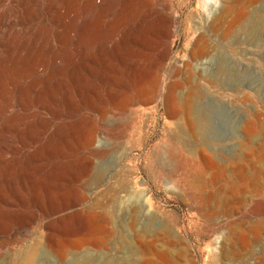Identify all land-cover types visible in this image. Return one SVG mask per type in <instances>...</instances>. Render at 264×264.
<instances>
[{
  "label": "rangeland",
  "instance_id": "obj_1",
  "mask_svg": "<svg viewBox=\"0 0 264 264\" xmlns=\"http://www.w3.org/2000/svg\"><path fill=\"white\" fill-rule=\"evenodd\" d=\"M100 1L66 4L63 38L67 43L62 54L65 66L69 56L81 62L84 53L90 55L102 46L104 56L95 70L120 73L123 94L107 101L105 110L91 107L83 112L104 133L97 147L101 157L91 155L94 163L86 172L76 169L75 182L70 181L66 165L71 160L61 155L53 158L51 166L57 162L60 170L49 178L48 186H41L46 207L31 208L36 219L29 226L13 223L0 231V264H25L28 259L31 264H80L83 255L87 264H114L122 255L139 254L134 244L149 219L156 228L170 222L173 234L190 246L194 264H211L215 258L219 264H244L243 257L224 258L223 252L232 246L243 256L254 252L264 257V0H151L172 10L175 22L170 38L159 41L156 33L150 34L143 45L137 32L136 42L123 46L120 57L107 55L108 49L127 23L140 19L149 7L142 0H123L121 15L120 0H115L110 12L101 16ZM154 18L159 21L157 14ZM198 46L203 48L200 53ZM163 49L168 55L160 62ZM188 61L191 75L185 67ZM132 71L141 74L133 80ZM96 84L107 99L111 83L98 79ZM173 89L179 97L191 96V108L203 120L195 132L186 128L184 120L168 126L164 103ZM16 111L12 99L7 115ZM10 119L1 130L0 155L13 162L17 137ZM78 159L79 155L72 161ZM211 167H226L228 173L215 177ZM8 171L10 176L1 187L14 199V169ZM256 173L259 180L254 178ZM200 178L205 181L190 185ZM121 182L123 218L111 213L115 233L108 246L76 248L74 191L84 197L82 211ZM137 204L144 207L138 226L134 223ZM63 231L72 233L64 238ZM236 237L243 243L232 245Z\"/></svg>",
  "mask_w": 264,
  "mask_h": 264
},
{
  "label": "bare ground",
  "instance_id": "obj_2",
  "mask_svg": "<svg viewBox=\"0 0 264 264\" xmlns=\"http://www.w3.org/2000/svg\"><path fill=\"white\" fill-rule=\"evenodd\" d=\"M45 1L44 6L43 0H0V136L1 130H4L2 128L7 127L8 120L11 118L15 122L14 130L17 137V145L15 149L13 148L16 155L13 162L0 155V231L8 229L13 223L23 227L29 226L36 219L31 208L46 207L47 198L41 191V186L45 184L48 186L49 178L60 170L57 162L51 166L53 158L61 155L71 160L66 165L69 170V179L72 182L78 178L75 176L76 169L86 172L94 163L92 156L100 159L99 154L102 152L98 151L97 147L102 137H105L104 133L93 118H87L83 112L91 107L96 111L102 110L109 103H106L107 101L113 102L123 94V87L119 86V72L112 74L108 70L102 73L95 70V66L99 65L104 56L102 46L90 55L85 56L84 53L83 57L81 56V62H77L74 56L73 58H71L72 55L69 56L66 59V65L63 66L62 45L66 42L63 35L65 18L68 17L65 12L66 4L77 5L79 0ZM89 1L93 3L95 0ZM114 1H100L98 6L100 15L108 14ZM142 2L148 5L149 10L142 12L137 21L127 23L113 48L108 49L109 54L106 52L107 55L113 56L118 53L117 56L120 57L124 47L136 42L137 32L140 33L143 45L150 34L156 33V39L159 41L170 38L172 25L175 22L172 10L159 8L157 2L151 0H142ZM120 3L119 14L122 15L123 0H120ZM83 10L85 11L84 8ZM155 14L158 15L159 21L154 18ZM251 28L254 30V25ZM199 46L197 47L198 53L203 51V48ZM257 46L259 47L258 44ZM167 55L168 50L163 49L160 62H164ZM191 65V61L185 63L190 75ZM140 74L141 71H132L130 75L134 80ZM98 79L111 83L106 89L107 99L96 84ZM176 91V89L170 91L164 103L169 121L168 126L173 125L175 121L184 120L186 128L195 132L201 128L203 120L200 121L191 108V96L179 97ZM12 99L17 106V111L8 116L7 110L12 104ZM167 135H169V130L165 136ZM245 145L246 143L243 144V148ZM169 147L172 148V145ZM174 148L172 150H175ZM77 155L80 159L72 161ZM11 167L14 169L16 185L14 199H9L7 189L1 187L2 181H7L8 170ZM210 169L215 177L224 178L228 173L226 167H211ZM241 174L244 175V172ZM254 178L259 180L260 174L256 173ZM200 181H205V179H194L190 185L194 186ZM74 192L76 195L74 215L77 218L76 226L79 230L77 231L79 239L73 242L74 246L78 249L106 248L115 233L111 213L118 212L123 218V182L116 188L106 190L108 196L98 199L82 211L79 210V206L83 203L84 197L80 191L75 190ZM2 203L12 209L5 208ZM135 208L134 223L138 226L143 221L144 207L137 204ZM67 231L62 233L64 238L76 232V230L70 233ZM240 242H242L241 238L236 237L232 245ZM55 244H59V241L55 240ZM119 245L123 248L122 236L119 239ZM134 245L139 248L137 256L126 254L123 257L122 255L120 260L114 264H123V260L124 264H194V254L190 246L173 234L170 222L156 228L154 220L149 219L137 236ZM159 247L163 250H159ZM232 247L223 252L224 258L240 259L243 257L244 264H264V257H259L257 253L249 252L243 256L234 246ZM87 259V256H81L80 264H87ZM106 262L99 264H110V261ZM25 264H31V260H26ZM211 264H219L217 258Z\"/></svg>",
  "mask_w": 264,
  "mask_h": 264
}]
</instances>
